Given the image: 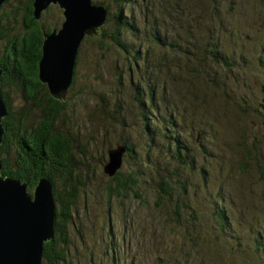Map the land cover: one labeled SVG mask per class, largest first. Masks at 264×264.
Segmentation results:
<instances>
[{
    "label": "rangeland",
    "instance_id": "1",
    "mask_svg": "<svg viewBox=\"0 0 264 264\" xmlns=\"http://www.w3.org/2000/svg\"><path fill=\"white\" fill-rule=\"evenodd\" d=\"M34 3H0V57L27 73L5 86L0 66V177L20 178L33 201L42 177L51 183L43 246L62 252L40 264H264V0H90L103 23L83 34L55 92L40 79L44 31L63 29L66 8L51 2L38 20ZM19 116L43 136L12 146L6 122ZM54 133L70 147L62 172L8 174Z\"/></svg>",
    "mask_w": 264,
    "mask_h": 264
},
{
    "label": "water",
    "instance_id": "2",
    "mask_svg": "<svg viewBox=\"0 0 264 264\" xmlns=\"http://www.w3.org/2000/svg\"><path fill=\"white\" fill-rule=\"evenodd\" d=\"M56 1L66 8L63 29L57 35L55 29L52 35H47L44 31L46 21L41 24L47 39L43 45L40 79L47 81L53 92L68 88L75 52L83 34L102 24L105 17L103 7L91 6L90 0H35L36 19H41V9L45 10ZM2 115H5L4 106L0 101ZM2 129L0 125V142ZM26 185L18 178L0 177V264H40L43 240L52 236L50 181L45 177L40 180L34 201Z\"/></svg>",
    "mask_w": 264,
    "mask_h": 264
},
{
    "label": "trees",
    "instance_id": "3",
    "mask_svg": "<svg viewBox=\"0 0 264 264\" xmlns=\"http://www.w3.org/2000/svg\"><path fill=\"white\" fill-rule=\"evenodd\" d=\"M192 3H193V0H192ZM217 3L219 4V2H217ZM194 7L198 8L199 6H194ZM28 17H29V20H31L30 26L33 25V22L37 23L32 15H29ZM224 20L226 21L225 18H224ZM202 21H203V19L200 20V22H202ZM136 30L140 31L139 27H137ZM156 35H158V34H156ZM211 36L212 37L216 36V34H212ZM5 38L10 39V36H6ZM16 40H18L19 44L15 46V49L20 50L21 46H22V48L27 47L26 44L28 43V41H26L25 39H21L20 37H17ZM18 50H16V51H18ZM11 56H13L15 58L18 56L23 57V54H18V56H14V55H11ZM210 58H212V55ZM218 59H219V57L217 58V60ZM227 60H225V62L229 64L230 62H229V60L228 61ZM10 63H12L11 67L14 68L13 70L15 72L13 77L11 76V74L8 71ZM22 65H23V63L19 62V60H17V59L12 58V60L10 61L9 55H3L2 57H0V66H5V69H6V72H5L6 74L3 76V78H4L3 82L5 83V86L6 85L17 86V85H21L22 82L25 83L27 81L25 79L27 76V73L22 74ZM35 76L33 73L28 76V84H31L32 81L35 80ZM28 92L31 94V92L29 90H28ZM54 104H58V102H55ZM60 108L61 107H59V108L54 107L55 111L59 110ZM10 113L12 115V111ZM10 113H9V116H10ZM19 119H20V116L17 119V122H14L13 121L14 119H9V120L7 119V122H6V125H7V123H8V125H7V130H6L5 136H6V140L7 139L10 140L12 146L17 145L16 143H19V142H22L25 140H29L30 138H34V136H36V134H38V133H39L38 135L42 134L41 132H38L36 130H32V133H34V135H32V134L22 130L20 127L21 122H19ZM48 126H49V128H51V126L49 124H48ZM54 134L55 135L52 134V137H51L52 138V144L54 143V145L51 144V145H49L48 148L46 145H44L43 148L39 147V149H36V151L39 152V156L41 157V155H42V157H41L42 162L40 160L41 158L38 159L37 156H33V153H32L33 157H31V151L22 150L21 153L25 155V157H21L22 159H24L23 162L22 163L18 162L17 164L19 166L14 168L15 171H13L14 169L11 171H8V174H11L13 176L17 175L20 177L22 174V176L27 177L26 179H28L29 181H30L29 178H31L32 181L36 182L39 179V177L41 176L40 174L47 175L50 173L49 175L53 176L55 178L56 174H58L60 171L62 172V170L65 169V167H67V163L65 161H67V158L69 156V148L70 147H68L69 146L68 142H66V141H68L67 140L68 138L65 139L64 136H62V134H58V133H54ZM40 136H43V135H40ZM60 143H63V144L61 145ZM49 149H50V151H49ZM27 151L29 154L26 153ZM9 156H11V155L8 154L7 156H3V160L5 163H6V161H8L7 158ZM13 157H14V155H13ZM15 161H16V157H14V162ZM5 171L6 170H4V172ZM63 195L64 196H61V200H59V201L60 202L65 201V202H63L64 206H65V203H69V201H73V198L71 197V195H69V194H63ZM66 198H67V201L64 200ZM56 199L58 200V197ZM59 214H61V213H58V215ZM58 217H59L58 227H59V225H62V223L66 224V221H64L60 215ZM51 242L52 243H58L59 242L58 237H56L55 239H52ZM51 242H49V244L52 247ZM53 245L55 246V244H53ZM54 249H56V248H54ZM62 250H64V249L62 248ZM43 252H44V254H46V252H47L48 256H50L52 259H54L55 263H56L59 261L56 257L57 256L56 252L61 253L62 251H56L55 252V251H52V249H48V248L44 247Z\"/></svg>",
    "mask_w": 264,
    "mask_h": 264
},
{
    "label": "bare ground",
    "instance_id": "4",
    "mask_svg": "<svg viewBox=\"0 0 264 264\" xmlns=\"http://www.w3.org/2000/svg\"><path fill=\"white\" fill-rule=\"evenodd\" d=\"M97 34V33H96ZM90 36V35H89ZM91 36H93V35H91ZM77 65V64H76ZM76 68V67H75ZM4 130V129H3ZM4 133V132H3ZM3 137V136H2ZM2 170V169H1ZM42 178H44V177H42ZM20 181H21V179L20 178H18ZM21 182H23V181H21ZM51 193H52V191H51ZM51 196H53V195H51ZM52 237V236H51ZM48 240H50V239H48ZM43 250H44V246H42V249H41V254H43Z\"/></svg>",
    "mask_w": 264,
    "mask_h": 264
}]
</instances>
